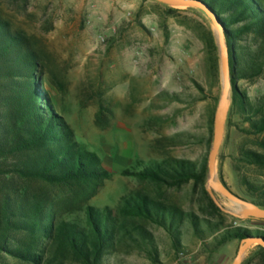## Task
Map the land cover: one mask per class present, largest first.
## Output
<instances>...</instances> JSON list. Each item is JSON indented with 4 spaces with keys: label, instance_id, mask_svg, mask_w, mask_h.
Instances as JSON below:
<instances>
[{
    "label": "rangeland",
    "instance_id": "rangeland-1",
    "mask_svg": "<svg viewBox=\"0 0 264 264\" xmlns=\"http://www.w3.org/2000/svg\"><path fill=\"white\" fill-rule=\"evenodd\" d=\"M0 16L29 39L54 113L105 172L81 186L53 187L61 208L75 218L87 206L116 210L123 198L143 194L183 216L222 224L209 231L201 221L197 236L183 217L173 237L140 222L150 239L122 243L103 264H231L240 241L220 244L221 234L235 228L264 232V221L236 218L239 206L218 193L219 211L210 210L207 178L204 185H170L129 174L173 161L207 168L222 86L221 53L208 18L153 0H0ZM236 87L252 103L263 101L264 72L236 80ZM232 95L231 88L216 177L252 203L264 199V165L249 163L245 154L264 155V134L249 133V108L241 113ZM0 264L26 263L0 252ZM240 264L264 260L252 246Z\"/></svg>",
    "mask_w": 264,
    "mask_h": 264
},
{
    "label": "trees",
    "instance_id": "trees-1",
    "mask_svg": "<svg viewBox=\"0 0 264 264\" xmlns=\"http://www.w3.org/2000/svg\"><path fill=\"white\" fill-rule=\"evenodd\" d=\"M198 1L223 27L233 105L243 114L249 108L245 118L251 122L249 133L264 134V100L252 103L236 87V80H252L264 72V4L261 0ZM42 84L36 50L24 33L14 31L0 16V252L26 264H103L122 243L135 242L136 236L150 239L140 222L161 226L173 237L183 217L197 236L203 234L201 221L209 231L222 225L200 221L192 213L183 216L143 194L123 198L116 210L87 206L81 216L71 217L52 188L91 183L105 177V172L94 154L77 146L71 130L54 113ZM245 159L264 165V155L248 152ZM129 174L157 184L193 181L204 185L207 168L205 163L197 168L173 161ZM204 194L208 208L219 211L206 191ZM252 203L264 209L263 198ZM248 237L264 238V232L226 230L219 243ZM256 248L264 260V248Z\"/></svg>",
    "mask_w": 264,
    "mask_h": 264
},
{
    "label": "water",
    "instance_id": "water-1",
    "mask_svg": "<svg viewBox=\"0 0 264 264\" xmlns=\"http://www.w3.org/2000/svg\"><path fill=\"white\" fill-rule=\"evenodd\" d=\"M160 4L170 7H181L194 9L203 14L210 20L213 25L218 46L221 53V67H222V86L219 102L214 116L212 143L207 159V192L213 202L218 206L215 193L220 194L227 200L239 206V213H232L238 219H254L264 221V209L260 208L251 202H248L231 192L225 185L217 180L216 177V158L220 149L224 126L228 111L230 108V93H231V77L229 66V52L227 48L226 38L223 27L217 20L213 12L201 1L198 0H153ZM252 246H260L264 248V238L248 237L239 242L236 255L231 264H240L246 251Z\"/></svg>",
    "mask_w": 264,
    "mask_h": 264
}]
</instances>
